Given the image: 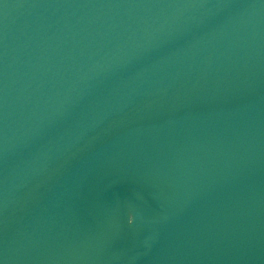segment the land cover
Masks as SVG:
<instances>
[{"label":"water","instance_id":"obj_1","mask_svg":"<svg viewBox=\"0 0 264 264\" xmlns=\"http://www.w3.org/2000/svg\"><path fill=\"white\" fill-rule=\"evenodd\" d=\"M0 264H264V0H0Z\"/></svg>","mask_w":264,"mask_h":264}]
</instances>
